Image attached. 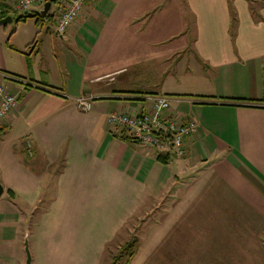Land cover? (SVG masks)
Listing matches in <instances>:
<instances>
[{
    "label": "crops",
    "instance_id": "1",
    "mask_svg": "<svg viewBox=\"0 0 264 264\" xmlns=\"http://www.w3.org/2000/svg\"><path fill=\"white\" fill-rule=\"evenodd\" d=\"M163 1L87 0L60 35L50 10L18 19L16 0H0V18L15 23L12 31L0 28V71L15 76L3 83L17 97L0 123V264L25 263L19 238L28 240L31 264H101L136 213L158 209L162 218L167 209L178 221L177 212L217 177L224 200L233 195L264 211V0H170L165 8ZM182 4L191 26L179 15ZM167 75L240 78L251 93L227 96L196 83L172 91ZM83 94L92 97L86 112L75 104ZM149 94L190 96L171 98L173 114L198 125L183 158L160 163L152 150L113 133L107 116L148 108ZM170 224L162 223V233ZM9 241L15 256L7 258Z\"/></svg>",
    "mask_w": 264,
    "mask_h": 264
},
{
    "label": "rangeland",
    "instance_id": "2",
    "mask_svg": "<svg viewBox=\"0 0 264 264\" xmlns=\"http://www.w3.org/2000/svg\"><path fill=\"white\" fill-rule=\"evenodd\" d=\"M169 1L164 0L162 7H169ZM177 1L179 4L180 0ZM166 4L167 6H165ZM59 6V2L52 3L50 11L53 21ZM250 6L254 11L255 5L250 3ZM180 13L184 14L186 26L187 24L191 26L189 19L186 20L187 15L191 14L189 7L182 4L179 15ZM14 24V22L0 23V28H5L9 32L13 30ZM189 31H187V38H191V31ZM231 31H233V27ZM167 53L169 58L171 51ZM172 67L173 64L168 60L167 68L171 69ZM172 73L176 75L175 69ZM166 83L168 84L167 88L172 91H187L191 89L193 83H196L207 89H221L227 96L247 97L251 93L250 85L240 78L223 81V79H201L197 76L174 77L167 75ZM169 96L171 98L190 97L178 94ZM212 119L223 122L225 114L214 113ZM214 181L199 189L194 203H190L186 210L177 212L178 221L174 222L173 212L167 209H165L166 213H164L165 216L162 215V218L159 217L158 209L154 212L151 211L149 216L140 212L136 213L134 217L126 221L117 236L106 245L101 264H111L117 257H120L117 264H264V239L260 238L261 241L258 242L255 238V234L261 228L260 224L263 223L261 221L264 220L262 218L264 211L256 212L258 208L250 201L243 202L242 200L240 202L238 197H233V195H230L227 201L224 200L223 183L218 180V177ZM183 198L182 205L190 202L188 201L190 197L184 196ZM239 203L240 206H238ZM33 212L32 218L41 216L40 211ZM161 222L171 223L169 228H164L163 233ZM30 229L33 235L34 229L31 226ZM31 240L32 238H30ZM128 245H130L129 248ZM17 246L21 252L25 253V240L21 241L19 238ZM146 246L151 247L149 251L145 252L148 255L143 252ZM6 247L7 251L4 255L7 258L15 256L14 247L11 246L10 241L6 243Z\"/></svg>",
    "mask_w": 264,
    "mask_h": 264
},
{
    "label": "built area",
    "instance_id": "3",
    "mask_svg": "<svg viewBox=\"0 0 264 264\" xmlns=\"http://www.w3.org/2000/svg\"><path fill=\"white\" fill-rule=\"evenodd\" d=\"M38 0H16L13 10L24 13ZM87 0H55L60 6L55 17L58 34L62 35L74 22ZM1 12V6H0ZM5 79H14L6 72L0 71V123L16 106V95L9 92L3 83ZM92 97H76L77 108L86 112L90 108ZM148 108L136 112L113 111L107 121L115 135L152 150L156 156L183 158L186 154V140L194 136L198 125L194 119H180L171 111V97L165 94L146 95ZM25 157L32 156L29 141L22 144Z\"/></svg>",
    "mask_w": 264,
    "mask_h": 264
},
{
    "label": "water",
    "instance_id": "4",
    "mask_svg": "<svg viewBox=\"0 0 264 264\" xmlns=\"http://www.w3.org/2000/svg\"><path fill=\"white\" fill-rule=\"evenodd\" d=\"M55 2V0H47L44 4V7L41 11L42 15L46 16L47 12L50 10L52 3ZM12 20V18L10 16H5L3 18H0V23L4 24L6 22H10ZM3 186L0 183V196L3 193ZM25 253H26V258H25V263L24 264H31V253L28 247V240L27 238H25Z\"/></svg>",
    "mask_w": 264,
    "mask_h": 264
},
{
    "label": "trees",
    "instance_id": "5",
    "mask_svg": "<svg viewBox=\"0 0 264 264\" xmlns=\"http://www.w3.org/2000/svg\"><path fill=\"white\" fill-rule=\"evenodd\" d=\"M231 10L233 11V8H231ZM252 13H253V11H252ZM36 15H39V16H41L42 15V13H41V11L40 12H36V13H27V12H24V13H21L19 16H18V19H22L23 17H27V16H36ZM49 15V11L47 12V14H46V16H48ZM232 21L233 22H236V15H235V13H234V11H233V13H232ZM232 22V23H233ZM232 34H233V31H232ZM13 76V75H12ZM14 78H15V76H13ZM157 160L160 162V163H163V164H166L170 159L169 158H167V157H161V156H157ZM7 192H9V194H11L12 195V192L10 191V190H8ZM129 246L130 245H128V248H129ZM132 255V254H131ZM120 259V257H117V258H115L113 261H112V263L111 264H117V262H118V260Z\"/></svg>",
    "mask_w": 264,
    "mask_h": 264
}]
</instances>
